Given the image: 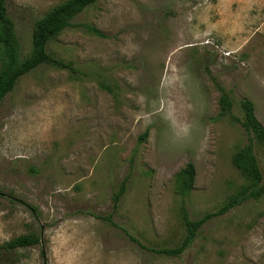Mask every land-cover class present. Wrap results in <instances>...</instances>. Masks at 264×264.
<instances>
[{
  "label": "rangeland",
  "instance_id": "374dc122",
  "mask_svg": "<svg viewBox=\"0 0 264 264\" xmlns=\"http://www.w3.org/2000/svg\"><path fill=\"white\" fill-rule=\"evenodd\" d=\"M61 1L7 0L20 57L33 20ZM47 50L74 71L39 65L0 104V243L37 238L0 264H264V193L204 222L178 256L128 238L177 245L184 214L248 183L231 162L248 135L218 97L237 119L251 100L264 128V0H94Z\"/></svg>",
  "mask_w": 264,
  "mask_h": 264
},
{
  "label": "trees",
  "instance_id": "16d2710c",
  "mask_svg": "<svg viewBox=\"0 0 264 264\" xmlns=\"http://www.w3.org/2000/svg\"><path fill=\"white\" fill-rule=\"evenodd\" d=\"M94 0H63L50 7L41 17L33 20L30 31V49L27 55L20 57L13 33V25L7 16V0H0V104L3 97L10 92L16 80L33 70L39 65H49L63 68L70 72L74 69L68 61L57 57L47 50V43L57 36L62 29L70 25L73 16L83 10ZM218 103L220 112L235 119L247 136V143L237 149L231 156V162L247 178L248 183L223 201L216 209L207 211L197 218L189 219L183 216L185 234L182 240L171 247L152 248L141 244L136 238H128L138 244L142 249L153 253L178 256L189 245L198 228L210 218L224 213L243 199L253 195L256 197L264 193V179L261 176L256 157L253 153L252 141L264 146V128L257 121L253 113L251 100L245 98L240 102L242 115L237 119L230 113V99L228 94L219 89ZM193 165L187 162L182 170L177 173L179 190L183 191L191 185L193 179ZM262 182V185H257ZM124 189L123 182L112 195V206L115 207L120 194ZM37 238L33 235L23 234L0 243V251L11 253L17 248L33 245Z\"/></svg>",
  "mask_w": 264,
  "mask_h": 264
}]
</instances>
